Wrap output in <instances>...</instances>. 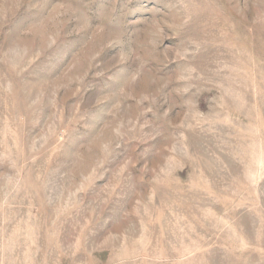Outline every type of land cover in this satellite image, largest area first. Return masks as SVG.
I'll return each mask as SVG.
<instances>
[{
	"label": "rangeland",
	"instance_id": "obj_1",
	"mask_svg": "<svg viewBox=\"0 0 264 264\" xmlns=\"http://www.w3.org/2000/svg\"><path fill=\"white\" fill-rule=\"evenodd\" d=\"M0 264H264V0H0Z\"/></svg>",
	"mask_w": 264,
	"mask_h": 264
}]
</instances>
